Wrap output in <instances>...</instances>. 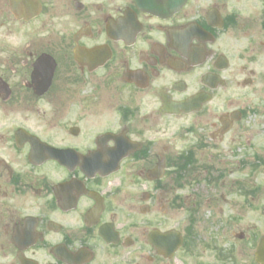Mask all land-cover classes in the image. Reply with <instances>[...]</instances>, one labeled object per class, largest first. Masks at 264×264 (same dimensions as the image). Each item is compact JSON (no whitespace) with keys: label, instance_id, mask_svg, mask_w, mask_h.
<instances>
[{"label":"flooded vegetation","instance_id":"af4514ba","mask_svg":"<svg viewBox=\"0 0 264 264\" xmlns=\"http://www.w3.org/2000/svg\"><path fill=\"white\" fill-rule=\"evenodd\" d=\"M0 264H264V0H0Z\"/></svg>","mask_w":264,"mask_h":264}]
</instances>
